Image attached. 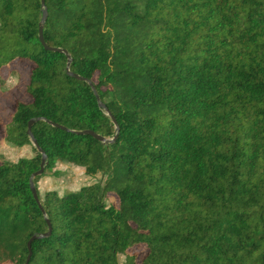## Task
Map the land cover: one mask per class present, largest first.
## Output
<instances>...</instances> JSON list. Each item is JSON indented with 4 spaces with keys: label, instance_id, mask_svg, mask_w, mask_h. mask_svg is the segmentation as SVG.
<instances>
[{
    "label": "trees",
    "instance_id": "16d2710c",
    "mask_svg": "<svg viewBox=\"0 0 264 264\" xmlns=\"http://www.w3.org/2000/svg\"><path fill=\"white\" fill-rule=\"evenodd\" d=\"M17 59L0 264H264V0H0V93Z\"/></svg>",
    "mask_w": 264,
    "mask_h": 264
},
{
    "label": "rangeland",
    "instance_id": "374dc122",
    "mask_svg": "<svg viewBox=\"0 0 264 264\" xmlns=\"http://www.w3.org/2000/svg\"><path fill=\"white\" fill-rule=\"evenodd\" d=\"M28 63L32 66L30 62ZM14 64H16L15 68L18 71L19 78L17 76L8 77L4 88L5 90L11 89V91L8 93H0V157L9 162H16L20 158H30L33 155L29 148L24 149L22 147L15 149L3 141L2 126L14 108V103L18 100H29L24 90L28 81L29 65L22 62L21 59H17ZM3 74L6 77L7 73ZM98 180H100V177L93 179L86 178L83 171L73 165L58 164L39 181L38 187L40 188L41 194L48 189H55L59 192L66 190L75 191L84 184H94ZM107 200L115 205L117 204V199L113 194H109ZM135 251L141 253L142 248L138 247ZM120 264H123L122 258L120 259Z\"/></svg>",
    "mask_w": 264,
    "mask_h": 264
},
{
    "label": "water",
    "instance_id": "95a60500",
    "mask_svg": "<svg viewBox=\"0 0 264 264\" xmlns=\"http://www.w3.org/2000/svg\"><path fill=\"white\" fill-rule=\"evenodd\" d=\"M41 5H42V7H44V0H41ZM46 18H47V16H46V11L44 10V11H43V16H42L41 22H40V24H39L40 41H41L42 43H43L42 30H43V28H44V24H45V22H46ZM54 52L62 53V51H58V50H54ZM63 53H65V52H63ZM69 62H70V59H69ZM69 62L67 63V66H66V72H67V74H68L69 76H72L73 78H75V79H77V80H82L81 78H79V77L76 76V75H71V74H69ZM88 85L91 87V89L93 90L94 94L96 95L93 85H92L90 82H88ZM96 98H97V96H96ZM97 99H98V98H97ZM100 107H101V108H104L102 105H100ZM108 116L110 117L109 114H108ZM112 120H113V119H112ZM34 122H35V121H33V120L29 122V124H28V129H27V134H28V136L31 138L33 146H34L35 148L38 149L37 144L35 143V141L33 140L32 135H31V127H32V125L34 124ZM113 122H114V124H115V121H114V120H113ZM115 125H116V124H115ZM117 131H118V130H117ZM83 134H84V135H91V136H94L95 139L98 140V141H100V142H111V141H104L101 137H99V136H95L92 132H83ZM45 164H46V163H45V156H44V154L42 153V161H41V164H40V170H39L36 174H34V175L31 177V179H30V188H31V192H32V195H33L34 199L36 200V202H38V200H37L36 192H35V189H34V186H33V183H32V178L35 177V176L40 175V174L43 172V169H44V165H45ZM39 207H40V206H39ZM49 235H50V228H49V232H48L47 234L43 235V236H40V238L48 237ZM34 239H35V237H33V238L31 239V241H33ZM31 241L28 243V248H29V250H30V243H31Z\"/></svg>",
    "mask_w": 264,
    "mask_h": 264
}]
</instances>
